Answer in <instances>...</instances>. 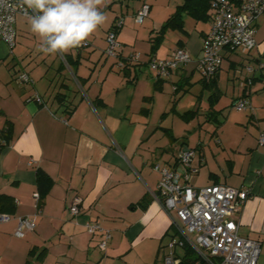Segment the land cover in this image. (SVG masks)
I'll use <instances>...</instances> for the list:
<instances>
[{"label":"crops","instance_id":"obj_1","mask_svg":"<svg viewBox=\"0 0 264 264\" xmlns=\"http://www.w3.org/2000/svg\"><path fill=\"white\" fill-rule=\"evenodd\" d=\"M116 1L118 5L106 0V6L113 3L109 6L113 14L99 28V35L94 33L83 46L67 53L75 63L73 71L63 54H55L57 62L43 53L38 62L25 61V51L32 52L41 43L35 35L34 42L30 40L29 17L17 15L15 20L16 37L24 36V42L16 41L10 48L0 38V194L10 198L0 200V214L10 215L6 221L0 220V264H163L166 243L180 237L175 213L166 212L156 196L160 175L153 164L172 163L178 150L187 145L173 148L167 157L166 148L152 139L162 126L154 127L149 116L156 101L168 103L165 85L170 83L177 92L181 83L189 87L194 72H199L196 59L202 55L211 9L204 20L182 11V27H169L161 33L162 25L183 0L166 16L157 14L159 18L149 16L152 6L143 0L149 4V19L140 28L133 24L144 20L137 23L133 16L142 3L129 13L128 4L123 9V1ZM184 14L195 20L191 30ZM118 17L123 20L117 30L121 47L113 57L104 49L107 31ZM261 27L264 14L256 21L254 47L259 57H255L254 47L225 50L212 77L199 72V95L208 92L203 112L216 124L215 143L198 144V170L190 178L195 187L222 183L248 191L232 216L240 236L259 241L256 264H264V145L258 143V135L264 132ZM168 31L178 32L176 44L160 54V49H152V40L162 34V42ZM176 47L187 49L192 60L168 77L156 76L147 65L149 58L168 57ZM132 52L141 53L140 62L120 66ZM225 59L228 69L223 77ZM243 71L231 88L233 109L225 116L224 108L218 106L221 88L232 77L229 73L236 77ZM22 73L29 76L28 81L20 79ZM216 92L220 96L213 105L215 121L207 112L209 97ZM240 98L249 101L245 109L234 106ZM184 112L180 115L188 121ZM163 129L171 138L169 128ZM38 172L50 179L49 184H39ZM201 175L205 183L198 186ZM75 201L79 212L73 215L69 207ZM19 216L36 223L22 237L14 234ZM88 222H97L110 232L104 250L98 246L102 231L88 232Z\"/></svg>","mask_w":264,"mask_h":264},{"label":"built area","instance_id":"obj_2","mask_svg":"<svg viewBox=\"0 0 264 264\" xmlns=\"http://www.w3.org/2000/svg\"><path fill=\"white\" fill-rule=\"evenodd\" d=\"M210 9V28L203 38L202 55L196 59L197 69L205 78L212 77L220 68L223 51L251 49L256 45V21L264 14V0H212ZM148 12L149 4L143 2L134 14L135 21L141 23ZM33 14L31 10L21 7L19 0H0V38L10 48L16 42V16L29 17ZM122 22L121 17L116 18L107 31L104 53L108 56L119 55L121 44L117 40V30ZM140 56L141 53L132 52L124 62L137 64ZM191 60L187 49L176 47L168 57H150L147 65L156 76L168 77ZM124 62L119 65H125ZM20 79L28 81L29 76L22 73ZM35 97L40 100L38 95ZM248 105L246 98H240L234 103L239 110ZM258 143L264 145V132L258 135ZM195 157L196 148H180L172 163L153 164V169L160 175L156 196L162 208L168 213L174 212L179 221L175 223L180 237L166 243L163 264H180L177 248H182L184 243L197 254L195 264H200V261L208 264H256L260 243L240 236L238 223L232 216L246 200L248 191L222 183L193 186L190 178L198 170ZM69 210L73 215L79 212L77 201L70 205ZM9 218L7 213L0 214L2 221ZM35 226L33 218L19 216L14 234L22 237L26 230H33ZM85 229L90 233L102 231L103 238L98 246L104 250L111 237L110 232L103 230L97 222L86 223Z\"/></svg>","mask_w":264,"mask_h":264},{"label":"rangeland","instance_id":"obj_3","mask_svg":"<svg viewBox=\"0 0 264 264\" xmlns=\"http://www.w3.org/2000/svg\"><path fill=\"white\" fill-rule=\"evenodd\" d=\"M123 1V9L125 8V4H128L127 10L129 13L133 10V8H136L137 6H140L143 0H122ZM147 3L151 4L152 8L150 11V15L157 14L159 16H166L168 12H171V10H174L176 4H179L182 2V0H145ZM117 5L119 4L118 1L115 0ZM110 5H107L105 7V15L108 17L109 15L113 14L109 6H112L113 3L110 2ZM114 9V7H113ZM160 14H159V13ZM136 13V12H135ZM148 16V15H147ZM145 17L144 22L142 24H136L134 23L133 26L140 28L144 27L146 25V22L148 21V17ZM134 17V16H133ZM157 18H159L157 16ZM184 18L186 20V27L191 30L192 25L194 24L195 20L192 19L187 14H184ZM135 19V18H134ZM205 23V22H204ZM203 22L199 21V25H202ZM207 23H205L204 27H207ZM99 29L95 32L96 35H99ZM178 32L176 31H168L163 37V41L160 42L161 44L156 47V51L160 49V54L165 53V50L170 47L174 46L176 44V38H178ZM261 38H264V27H261V30L259 31ZM176 36V37H175ZM22 38V39H20ZM38 40V37H36ZM186 38V37H185ZM16 41H23L26 40V38L23 36L21 37L19 34L16 37ZM30 40L34 42V34L30 35ZM40 44L35 47V49L32 52L25 51L24 55L22 57L25 58V61L31 62V61H37L41 58V52L38 50ZM166 47V48H165ZM17 51V46L14 49ZM253 53L255 54V57H259V54L257 53L256 47L253 49ZM50 55V59L54 62H57L56 55L55 54H47L46 56ZM162 56V55H160ZM21 58V57H20ZM19 58V59H20ZM262 59V62H264V57H260ZM257 67L259 66V63L252 62ZM252 66V65H251ZM73 70V67L71 68ZM228 69V61L227 59L223 62V70L222 74L223 77L226 75ZM244 74V71L242 73H236V77H233L232 73H229L230 80L227 81V84L224 85L221 88L223 91V95L218 103L219 107H223V114L227 116L230 109H233V106L230 105L231 102V88L234 87L236 84L234 81L239 82V77H242ZM200 78L199 72L195 71L194 75L192 77L191 84L187 83H181V87H179L177 92H174L171 90L170 83L165 85V99L167 100H158L156 101L154 108L152 109V112L150 113L149 120L150 123H154V127L156 124H160L162 127L157 128L156 133H154L152 139L161 142V145H163L164 148H166V156L169 157V154L171 156V152L173 148H176L180 144H186L188 147L196 148L198 144L207 145L208 141H212L214 144V138L215 135L213 134V131L215 130L216 124L206 116V114L203 112L205 106L207 105V95L208 92L205 91L203 93V96L200 97V90H201V84L197 82ZM233 78V79H232ZM238 78V80H237ZM73 85V82H71ZM173 89V88H172ZM174 90V89H173ZM196 104V105H195ZM199 106V112L195 114L194 117L190 118L188 121L184 120L182 116L180 115L182 112L193 109ZM171 107H174V110H170ZM176 111V112H175ZM235 111L236 110H232ZM165 112V114H164ZM152 126H150L149 129H151ZM165 128H169V132L171 134V138L167 133L164 132ZM152 140V141H153ZM160 144V143H159ZM212 145V144H211ZM207 149H209L207 147ZM208 155L212 157L213 155L209 150H207ZM204 178L202 175L197 179V185L201 186L205 182L203 181Z\"/></svg>","mask_w":264,"mask_h":264},{"label":"clouds","instance_id":"obj_4","mask_svg":"<svg viewBox=\"0 0 264 264\" xmlns=\"http://www.w3.org/2000/svg\"><path fill=\"white\" fill-rule=\"evenodd\" d=\"M31 10V32L41 43L39 51L67 54L83 44L106 22V0H19Z\"/></svg>","mask_w":264,"mask_h":264},{"label":"trees","instance_id":"obj_5","mask_svg":"<svg viewBox=\"0 0 264 264\" xmlns=\"http://www.w3.org/2000/svg\"><path fill=\"white\" fill-rule=\"evenodd\" d=\"M212 0H183L182 4L178 6V8L174 11V13L166 19L165 23L162 25V28L160 32H164L166 28H181L182 27V18H181V12L186 11L188 12L192 17L195 19H207V11L211 7ZM113 24V23H112ZM162 34L158 35L157 37L153 38L152 40V49L155 50V48L158 46V44L161 41ZM64 59L67 63V65L72 68L74 61L71 59V57L67 54H63ZM128 64H135V63H125V65ZM73 71V70H72ZM81 80V79H78ZM204 86L209 87L208 82L203 83ZM220 96L219 92L212 93L209 97V107L207 114L209 117L214 118L213 120H217L215 117V113L213 112V105L218 100ZM199 112V107L189 109L185 111L182 115L187 116L189 118L193 117L195 114ZM9 134V131H5V135ZM37 180L39 184L43 183V181H46L47 184H49L50 179L43 174L42 172H38ZM46 184V185H47ZM10 199L8 196H5L3 194H0V200H7ZM4 203V202H3ZM10 204L12 205V202L10 201ZM177 256L180 258V264H195V262L198 260V256L195 253V251L186 243H184L182 249L180 252L177 251ZM200 264H208L204 261H200Z\"/></svg>","mask_w":264,"mask_h":264},{"label":"water","instance_id":"obj_6","mask_svg":"<svg viewBox=\"0 0 264 264\" xmlns=\"http://www.w3.org/2000/svg\"><path fill=\"white\" fill-rule=\"evenodd\" d=\"M187 148H188L187 146L183 147V149H187Z\"/></svg>","mask_w":264,"mask_h":264}]
</instances>
